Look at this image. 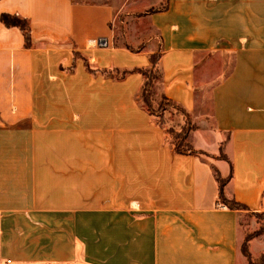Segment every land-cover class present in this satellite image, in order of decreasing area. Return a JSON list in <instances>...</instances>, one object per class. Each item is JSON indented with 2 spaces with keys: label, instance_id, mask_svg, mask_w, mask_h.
<instances>
[{
  "label": "crops",
  "instance_id": "obj_1",
  "mask_svg": "<svg viewBox=\"0 0 264 264\" xmlns=\"http://www.w3.org/2000/svg\"><path fill=\"white\" fill-rule=\"evenodd\" d=\"M3 13L28 20L31 44L0 21V264L261 259L264 232L247 242L250 260L241 245L264 212V0H0ZM135 16L158 42L135 32ZM159 47L155 97L189 113L196 154L173 152L139 103L140 73H102L148 69ZM212 57L231 65L210 126L196 73ZM216 173L245 209L220 201Z\"/></svg>",
  "mask_w": 264,
  "mask_h": 264
},
{
  "label": "trees",
  "instance_id": "obj_2",
  "mask_svg": "<svg viewBox=\"0 0 264 264\" xmlns=\"http://www.w3.org/2000/svg\"><path fill=\"white\" fill-rule=\"evenodd\" d=\"M165 7H166V2L157 8L149 9L147 13L155 11V10H162V9H165ZM0 21L6 27H17L23 34L25 46L27 47L30 46L31 30H30V25L27 19L19 17L17 15L3 13L0 15ZM127 48L133 52H137L142 49V45L136 48L127 46ZM160 56H161V48L159 47V49L155 53L150 54L149 56L150 67L148 69L123 70V71H117L116 74H114L112 70H103L102 73L104 75L115 77L117 79H122L128 73H131V72L140 73L143 76L144 81H143V85L141 87V90L138 96L139 103H141V105L149 112V114L155 116L158 119L159 124L161 126L165 125V121H164L165 114L164 113L166 112L165 109L167 107L175 108L178 112H180L185 119L181 128L178 131H175L173 128H165V131L169 137L170 135L172 137L170 138V143L172 145L173 152L180 153V154H196L197 151L193 148V146L190 144V142L187 139L189 133L194 129L193 125L190 122L189 113L183 107H181L178 103L166 98L164 95L160 96V101L157 102V109H154L152 106V100H151L152 83L155 78H161L162 76L161 71L159 69V65H158ZM88 69L93 71L92 69H90V67H88ZM219 157H222L221 154H219ZM216 178L219 184L220 201L223 202V204H225L227 207L231 209H245L244 205L235 201L233 198L229 199L224 195V185L230 178L229 177L221 178L218 173H216ZM253 215H255L259 220H263L264 218V212L253 213ZM263 232H264V225H262L254 233L246 236L241 246V251L243 252V254H245L249 258V260H250V256L247 251V242L254 236L259 235ZM250 263L253 264L251 260H250ZM259 264H264V254L261 256Z\"/></svg>",
  "mask_w": 264,
  "mask_h": 264
},
{
  "label": "rangeland",
  "instance_id": "obj_3",
  "mask_svg": "<svg viewBox=\"0 0 264 264\" xmlns=\"http://www.w3.org/2000/svg\"><path fill=\"white\" fill-rule=\"evenodd\" d=\"M121 1L122 0H114L115 4H119ZM142 6L143 5L140 2L139 4L132 6V8L135 7V8L141 9ZM124 15H125V19H124ZM128 17L129 15L119 14L117 18L114 19L113 21V26L115 27L114 30L116 31V33L120 32V36H121V32L123 33V28L121 27V23L127 20ZM135 17L136 19L130 20L131 25H133L132 27L136 30L135 32L138 34L142 32L144 33L145 38H153L155 39V42H158L159 40L158 35L154 34L153 30L150 29L148 24L143 19H140V16H135ZM128 21L129 20H127L126 23H128ZM125 35H124V38H125ZM230 65H231V60L229 58L222 59L219 57H212L208 61H206L204 66L198 69L196 73L197 111L199 112V115L206 118L210 126H211V119H210L211 91L215 84V80L220 79L222 75L229 70ZM157 79L159 78H155L153 80L152 87H151V91H152L151 100H152V106L154 109H157V102L160 101V97L159 99L155 97L156 94L160 93L159 83L157 82ZM165 110H166V112L164 113L165 114L164 115L165 127L173 128L175 131H178L181 126L182 119L185 121L184 117L175 108L167 107ZM169 138H172L171 135ZM220 154L223 157L222 148H221ZM251 215L255 217L257 220H259L255 215L253 214ZM259 221H260V225L257 229H259L262 225H264V218L263 220H259ZM256 230H253L252 232L247 233L244 237V240L247 235L254 233ZM259 262L260 260L258 262H253V264H259Z\"/></svg>",
  "mask_w": 264,
  "mask_h": 264
}]
</instances>
